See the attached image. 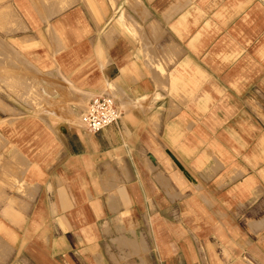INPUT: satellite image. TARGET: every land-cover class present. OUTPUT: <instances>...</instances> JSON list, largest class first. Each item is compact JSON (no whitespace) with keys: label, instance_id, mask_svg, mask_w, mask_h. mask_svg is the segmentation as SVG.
Here are the masks:
<instances>
[{"label":"crops","instance_id":"crops-1","mask_svg":"<svg viewBox=\"0 0 264 264\" xmlns=\"http://www.w3.org/2000/svg\"><path fill=\"white\" fill-rule=\"evenodd\" d=\"M8 3L0 80L23 58L55 103L0 109V264H264V0ZM99 94L123 116L90 133Z\"/></svg>","mask_w":264,"mask_h":264},{"label":"rangeland","instance_id":"rangeland-1","mask_svg":"<svg viewBox=\"0 0 264 264\" xmlns=\"http://www.w3.org/2000/svg\"><path fill=\"white\" fill-rule=\"evenodd\" d=\"M9 5L10 4L8 3L6 9L4 8L0 10V32L2 37H8L7 46L10 47L11 40L9 37H15L16 32L24 28L15 26L16 21H18L20 17L17 19ZM5 14L6 17L4 16ZM10 48L14 47L11 46ZM7 50H12L14 52L13 49ZM21 60V63L17 64L21 67V73L18 75L20 80L17 81V87L14 86L16 84L14 81V74L8 72L6 78L0 80V85H2V87L0 86V109L6 113L19 116L24 114L48 113L47 108L51 109L54 106L53 104L55 101L52 95H50L44 87L46 74L31 64L25 63V59L21 58ZM14 61V56H10V53H8V67L10 63H14ZM248 103H250L249 105L254 110L253 112L256 110L255 113L258 115V119L261 118L260 122L264 127V98L261 99L260 97L254 96ZM85 105L80 106V108L83 109ZM79 110L80 109H77L78 116L80 114ZM70 112L73 113L72 110H70ZM79 118L80 116L73 117V122L84 127V124ZM133 238L134 237H120L119 239L117 238V241L121 244H130L134 249L141 246V244H137V241L141 243L143 242L142 248L146 251L149 250V244L147 242H144L143 239L139 240V238L135 241L130 240ZM125 240L127 242L123 243Z\"/></svg>","mask_w":264,"mask_h":264},{"label":"built area","instance_id":"built-area-1","mask_svg":"<svg viewBox=\"0 0 264 264\" xmlns=\"http://www.w3.org/2000/svg\"><path fill=\"white\" fill-rule=\"evenodd\" d=\"M122 116L117 98L109 94L94 95L80 112L81 121L90 133H98L117 124Z\"/></svg>","mask_w":264,"mask_h":264},{"label":"bare ground","instance_id":"bare-ground-1","mask_svg":"<svg viewBox=\"0 0 264 264\" xmlns=\"http://www.w3.org/2000/svg\"><path fill=\"white\" fill-rule=\"evenodd\" d=\"M11 47V46H10ZM9 46H7V48L8 49H13L14 50V48H10ZM24 62V61H23ZM5 79V78H4ZM3 80V79H2ZM82 105V104H81ZM83 106V105H82ZM123 106V105H122ZM80 119V118H79ZM134 237V236H133ZM130 240H132V241H135L136 239H135V237L133 238V239H130Z\"/></svg>","mask_w":264,"mask_h":264}]
</instances>
